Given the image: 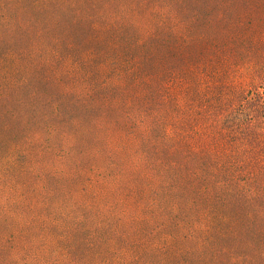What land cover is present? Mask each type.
Listing matches in <instances>:
<instances>
[{
    "label": "rangeland",
    "instance_id": "1",
    "mask_svg": "<svg viewBox=\"0 0 264 264\" xmlns=\"http://www.w3.org/2000/svg\"><path fill=\"white\" fill-rule=\"evenodd\" d=\"M0 264H264V0H0Z\"/></svg>",
    "mask_w": 264,
    "mask_h": 264
},
{
    "label": "trees",
    "instance_id": "2",
    "mask_svg": "<svg viewBox=\"0 0 264 264\" xmlns=\"http://www.w3.org/2000/svg\"><path fill=\"white\" fill-rule=\"evenodd\" d=\"M262 105V104H261ZM261 106H259V108H260ZM238 111H241L239 108H238ZM243 111V110H242Z\"/></svg>",
    "mask_w": 264,
    "mask_h": 264
}]
</instances>
